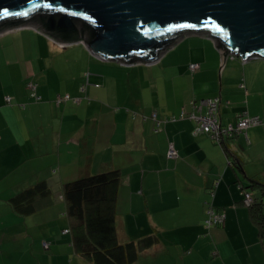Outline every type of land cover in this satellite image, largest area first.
Wrapping results in <instances>:
<instances>
[{
    "label": "crops",
    "instance_id": "1",
    "mask_svg": "<svg viewBox=\"0 0 264 264\" xmlns=\"http://www.w3.org/2000/svg\"><path fill=\"white\" fill-rule=\"evenodd\" d=\"M29 80L39 100L28 95ZM216 95L228 101L221 125L239 111L264 115V58L223 60L215 42L196 32L183 33L151 64L102 60L79 42L62 47L31 25L0 35V264H91L63 232L70 219L62 185L111 169L121 175L117 240L158 236L132 264H264V236L238 187L248 178L264 182V130L250 127L225 149L192 134L189 119L154 131L152 112L164 119L189 109L192 98ZM170 141L177 157L166 155ZM39 181L49 194L34 211L15 212L10 197ZM210 200L225 220L205 230Z\"/></svg>",
    "mask_w": 264,
    "mask_h": 264
},
{
    "label": "water",
    "instance_id": "2",
    "mask_svg": "<svg viewBox=\"0 0 264 264\" xmlns=\"http://www.w3.org/2000/svg\"><path fill=\"white\" fill-rule=\"evenodd\" d=\"M14 20L125 64L158 61L188 32L207 34L223 60L264 58V0H0V25Z\"/></svg>",
    "mask_w": 264,
    "mask_h": 264
},
{
    "label": "trees",
    "instance_id": "3",
    "mask_svg": "<svg viewBox=\"0 0 264 264\" xmlns=\"http://www.w3.org/2000/svg\"><path fill=\"white\" fill-rule=\"evenodd\" d=\"M32 21L38 22L37 19ZM25 23L27 22L19 20L10 21L0 25V30L8 27H16ZM75 37V34H70L67 39L73 40ZM227 56H229V54ZM84 76L85 79L87 78L88 84V76H86L85 72ZM29 81L36 84L37 92V83L33 80ZM240 85L241 87L244 86L243 83ZM201 98L202 97L192 98V100L198 101ZM223 104H228V101L222 100L221 105ZM188 106L190 108L189 104ZM241 112L247 111H239L236 114L234 121L228 124H235L238 121V115ZM218 116L220 120V108ZM257 116L264 117V115ZM180 119L188 118H179L176 120ZM189 120L193 122L192 134H208L214 143L222 146L224 149L226 147V140L234 138L238 134L245 133L250 127L259 126L264 130L262 125H251L246 129H243L240 133H234L231 136L221 137L219 140H216L208 132L194 133L196 123L192 119ZM228 124L222 126H227ZM169 144H172L175 149L173 142L170 141L167 146L166 155ZM175 152L176 154L173 157H177L176 149ZM237 161L238 160L235 157L229 160L230 165L232 166H237ZM120 180V171L118 169H111L104 172L82 176L74 180L67 181L62 185V198L66 205V214L70 219V226L68 228L69 231L67 232L71 233L73 251L88 260L91 264H132L136 261L143 249L150 247L158 241V236L155 232L152 235L150 234L137 240H130L122 243L117 240L115 218L117 190ZM217 182L218 180L216 179L213 185L208 188V194L210 197H213L214 195L213 189L216 187ZM238 187L242 198L241 203L250 208L252 220L258 225L260 236H264V215L261 211V207L264 205V182L259 181L258 179L248 178V183L245 184L241 182L238 184ZM257 188L259 189L258 194L254 193L253 190ZM247 193L251 196V202L249 204L244 202V198ZM48 194L49 188L46 183L44 181H39L13 195L10 197L9 201L15 212L28 214L34 211L36 201ZM209 206L212 208L214 213L223 214L224 217L220 221H216L211 226L206 227L205 220L208 217L206 209V218L204 219L203 225L205 230L222 225L225 220V213L223 211L215 210L211 200L207 202V207Z\"/></svg>",
    "mask_w": 264,
    "mask_h": 264
},
{
    "label": "built area",
    "instance_id": "4",
    "mask_svg": "<svg viewBox=\"0 0 264 264\" xmlns=\"http://www.w3.org/2000/svg\"><path fill=\"white\" fill-rule=\"evenodd\" d=\"M24 27L23 25H19L16 27H8L6 29H3L0 31V35L14 31L18 28ZM52 41H56L51 36L47 35ZM58 44L62 47L69 45L58 42ZM229 55L235 56L233 53H230ZM243 60V59H242ZM190 71L194 72L195 69L198 67L197 63H190L189 64ZM86 76H88V72H85ZM87 84V78L86 82L83 85V88ZM26 88L29 91V96L33 98L34 100H39V96L36 93V84L32 81H27ZM5 101L7 103H10V97L5 96ZM63 98L61 96H58L57 101L62 100ZM222 103L221 96L216 95L214 97H208V98H201L198 101L191 100L189 105V109L183 108L180 110V112L177 115H171L164 119H159L156 116L155 112L151 113V117L154 121V131H158L162 124H164L167 121H173L179 118H188L194 120L196 123V128L194 130V133L198 132H208L210 135L215 138L216 140H219L221 137L231 136L234 133H240L243 129H246L247 127L251 125H262L264 128V117H260L257 115H249L247 112H241L238 115V121L235 124H228L227 126H222L219 120V108ZM23 105V104H22ZM176 152L173 148L172 144H169L167 155L169 157L175 156ZM244 202L246 204H249L251 202V196L247 193L244 198ZM207 213L208 217L205 220V226L209 227L216 221H220L224 215L223 214H216L212 210V208L209 206L207 207ZM69 231L68 228L64 229L63 232ZM44 247H48L49 243L47 241H44L43 243Z\"/></svg>",
    "mask_w": 264,
    "mask_h": 264
},
{
    "label": "rangeland",
    "instance_id": "5",
    "mask_svg": "<svg viewBox=\"0 0 264 264\" xmlns=\"http://www.w3.org/2000/svg\"><path fill=\"white\" fill-rule=\"evenodd\" d=\"M23 26H30V25H23ZM54 42V41H53ZM57 44H58V42H57ZM219 49V48H218ZM219 51H220V49H219ZM242 60V59H241ZM142 63H144V62H142ZM155 63V62H154Z\"/></svg>",
    "mask_w": 264,
    "mask_h": 264
},
{
    "label": "snow or ice",
    "instance_id": "6",
    "mask_svg": "<svg viewBox=\"0 0 264 264\" xmlns=\"http://www.w3.org/2000/svg\"><path fill=\"white\" fill-rule=\"evenodd\" d=\"M3 11H4L5 14H7V9H4Z\"/></svg>",
    "mask_w": 264,
    "mask_h": 264
}]
</instances>
